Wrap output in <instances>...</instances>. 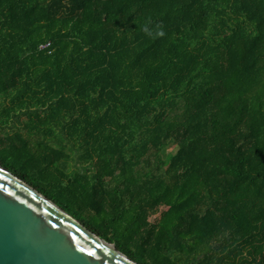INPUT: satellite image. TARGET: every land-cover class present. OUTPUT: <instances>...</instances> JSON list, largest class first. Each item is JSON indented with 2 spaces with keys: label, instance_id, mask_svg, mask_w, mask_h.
Listing matches in <instances>:
<instances>
[{
  "label": "trees",
  "instance_id": "16d2710c",
  "mask_svg": "<svg viewBox=\"0 0 264 264\" xmlns=\"http://www.w3.org/2000/svg\"><path fill=\"white\" fill-rule=\"evenodd\" d=\"M0 166L136 264H264V0H0Z\"/></svg>",
  "mask_w": 264,
  "mask_h": 264
},
{
  "label": "water",
  "instance_id": "95a60500",
  "mask_svg": "<svg viewBox=\"0 0 264 264\" xmlns=\"http://www.w3.org/2000/svg\"><path fill=\"white\" fill-rule=\"evenodd\" d=\"M0 264H136L0 166Z\"/></svg>",
  "mask_w": 264,
  "mask_h": 264
},
{
  "label": "rangeland",
  "instance_id": "374dc122",
  "mask_svg": "<svg viewBox=\"0 0 264 264\" xmlns=\"http://www.w3.org/2000/svg\"><path fill=\"white\" fill-rule=\"evenodd\" d=\"M170 150H171V148L168 147L167 150H166V153H169ZM164 211H165V208H160L158 210V212L150 215V217L148 218V221L151 222V223H154V224L159 222L160 219L162 218V215H163Z\"/></svg>",
  "mask_w": 264,
  "mask_h": 264
},
{
  "label": "built area",
  "instance_id": "2783aa9c",
  "mask_svg": "<svg viewBox=\"0 0 264 264\" xmlns=\"http://www.w3.org/2000/svg\"><path fill=\"white\" fill-rule=\"evenodd\" d=\"M47 45H48V44H46L45 46H40L39 48L42 49V48H44V47H47Z\"/></svg>",
  "mask_w": 264,
  "mask_h": 264
}]
</instances>
